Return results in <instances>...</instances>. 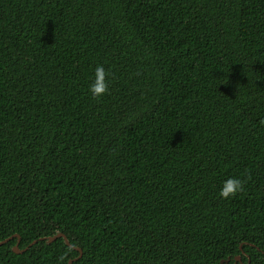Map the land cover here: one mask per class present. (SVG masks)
Returning a JSON list of instances; mask_svg holds the SVG:
<instances>
[{
  "label": "trees",
  "instance_id": "trees-1",
  "mask_svg": "<svg viewBox=\"0 0 264 264\" xmlns=\"http://www.w3.org/2000/svg\"><path fill=\"white\" fill-rule=\"evenodd\" d=\"M13 235L0 264H264V0H0Z\"/></svg>",
  "mask_w": 264,
  "mask_h": 264
},
{
  "label": "clouds",
  "instance_id": "clouds-1",
  "mask_svg": "<svg viewBox=\"0 0 264 264\" xmlns=\"http://www.w3.org/2000/svg\"><path fill=\"white\" fill-rule=\"evenodd\" d=\"M106 72L102 65H97L94 70V78L88 87L89 93L93 97H102L108 90ZM243 191V183L239 178L228 177L222 182L218 195L223 199L236 196Z\"/></svg>",
  "mask_w": 264,
  "mask_h": 264
},
{
  "label": "water",
  "instance_id": "water-1",
  "mask_svg": "<svg viewBox=\"0 0 264 264\" xmlns=\"http://www.w3.org/2000/svg\"><path fill=\"white\" fill-rule=\"evenodd\" d=\"M14 237L17 239V242H16V244H15L14 246H12V251H13L14 253H16V254H20V253H23L24 251H26V250L28 249V247H26L25 249H22V250H20V249L18 248L19 237H18L17 235H13V236H11V237H9V238H7V239L1 241V242H0V245L6 243V242H8V241H10V240L13 239ZM57 238H62L63 241H64V243H65L66 245L70 246V244H69V242H68L66 236L63 235V234H61V233H57L56 235L51 236V237L41 238L40 240H44L47 244H50V243H52L53 241H55ZM36 242H37V241H33L30 245H32V244H34V243H36ZM30 245H29V246H30ZM76 250L79 252V256H78V258H80V257L82 256V251H81V249H79V248H76ZM74 260H76V259L70 260V261L68 262V264H73V261H74ZM240 261H241L240 256H236V257H235L234 264H237V262H240ZM222 263H223V262H222Z\"/></svg>",
  "mask_w": 264,
  "mask_h": 264
}]
</instances>
